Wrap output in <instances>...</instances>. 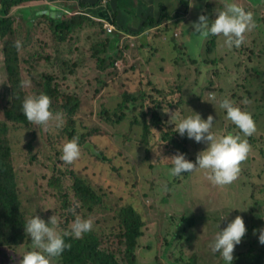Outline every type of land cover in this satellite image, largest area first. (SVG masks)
<instances>
[{
	"label": "rangeland",
	"instance_id": "rangeland-1",
	"mask_svg": "<svg viewBox=\"0 0 264 264\" xmlns=\"http://www.w3.org/2000/svg\"><path fill=\"white\" fill-rule=\"evenodd\" d=\"M169 2L171 5L166 6L168 10L160 15H172L168 11L175 7L173 5L176 2ZM44 3H37L38 11L33 7L28 14L21 13L23 9L19 10L17 7L12 9L10 15L16 17L12 30L16 33L8 34L4 40L0 39V86L7 92L2 53L6 40L13 44L17 40L21 42V46L16 47L21 70L25 79L31 82L29 71H34L37 78L42 74L49 76L48 74L58 71V63L51 64L48 56L57 57L63 51L65 57L69 58V65L65 67L66 77H62L64 75L61 73L52 75L55 77L52 88L57 90V96L53 98L55 107L62 108L69 96L77 98L80 107L72 117L77 129L86 134L88 128L92 127L93 133L88 138L89 146L112 162L109 166L107 162L96 159L85 151L82 162L75 167L100 198L92 212L81 209L76 214L93 219L92 231L99 238L100 248L121 260L124 244L117 236V215L121 208L131 205L140 213L144 222V235L139 239L136 251L138 264H186L192 259L197 264H225L218 252H211L209 241L218 231L216 225L219 221L218 228L222 229L237 215L242 216L247 231L240 243L235 245L233 259L252 246L263 250L264 244L258 242V230L264 227V24L254 19L256 14H253L255 27L245 33L247 38L239 47L229 49L223 46L224 37L217 35L218 43L208 42L205 48L213 35L202 38L189 29L184 30L180 37L179 24L171 22L165 29L162 23L167 18H163L159 25L151 27L153 31L143 36L127 40L122 38L127 56L123 63L119 61L116 71L101 72L97 69L95 60L88 59L81 69H76V66L73 68L75 73L70 74L72 61L80 62L82 54L91 57V47L106 35L101 34L97 27H87L76 32L69 42L55 41L45 18L39 16L43 10L49 11L46 8L48 5L45 6ZM56 4L59 3L49 5L52 9L59 8ZM70 4L72 5H68L67 12L59 9L67 13L66 16L77 13L75 3ZM32 5L36 4L26 6ZM240 6L250 11L247 3ZM179 7L180 9L176 5V11L180 10L182 13L186 10L183 2ZM199 15L197 10L192 21H196ZM128 17L126 12L123 19ZM160 32L163 37L171 40L172 49L161 44L162 39L158 38ZM116 35L119 36L118 33ZM126 42L129 47H126ZM154 45L159 47L157 55L155 49L150 48ZM208 48L211 49L210 55L221 57L222 60L216 64H204V51ZM181 53L198 59V63L193 64L190 60L177 63L174 59ZM26 64H31L33 70H28ZM152 66L169 76L181 73L184 86L182 103L179 110L174 112L177 118L191 114L192 110L199 112L202 118L211 114L215 133H235L239 130L217 102L223 97L230 98L254 117L255 131L246 137L251 149L246 159L240 162V172L233 182L223 186L214 185L208 181L204 170L185 172L179 177H173L168 169L169 157L174 154L167 150L166 145L163 147L161 134L157 135L156 140H152L153 147L148 152L147 147L140 142L139 126H135L131 134H127L131 112L127 120L117 125H110L99 118L101 109H114L122 101L124 93H138L140 88H150L141 83L140 79L147 76L145 69ZM26 88L29 94L35 93L33 83ZM244 99L248 103H242ZM6 101L7 97L4 95L2 105L0 104V121L4 119ZM55 107L51 106V110L55 111ZM131 107L137 109V105ZM165 111L167 110L160 111L162 121L173 130L174 124L168 123L172 111ZM63 118V126L58 129L48 131L41 127L38 129L36 125L32 131L35 134L32 147L28 146L32 136L25 128L14 127L11 137L15 169L19 187L22 188L21 197L26 214L29 217L38 215L47 221L46 218L54 213L59 219V229L66 231L73 220L68 212L77 210L79 203L73 194L69 193L67 198L63 195L66 188L71 191L72 184L68 173L72 169V163H65L61 159L62 145L68 140V119L65 116ZM185 142L190 148L187 157L193 161L198 151L206 147V144L188 137ZM65 201L68 206L61 207ZM183 218H194V226L189 228ZM183 228H188V241L179 240ZM254 229L257 230L255 233ZM30 247L31 243L0 247V264H19L24 251ZM51 264H59L58 259L53 258Z\"/></svg>",
	"mask_w": 264,
	"mask_h": 264
},
{
	"label": "trees",
	"instance_id": "trees-1",
	"mask_svg": "<svg viewBox=\"0 0 264 264\" xmlns=\"http://www.w3.org/2000/svg\"><path fill=\"white\" fill-rule=\"evenodd\" d=\"M77 1L80 5L79 7L81 9L85 8L86 12L84 10L77 11L74 15L69 14V16H66L67 13H63L59 9L50 8L49 11H45L40 15L42 19L45 18L54 40L58 42H69L76 32L82 31L87 27H97L102 32L101 34L106 35L103 40L91 47V57L82 54V56L80 55V62L72 61L73 67L69 73L74 74L73 68L76 66V69H81L84 62L88 59H94L97 69L101 72L107 70L116 71L118 68L117 62L122 61L123 63L126 60L124 57L127 56L126 48L122 43L123 39L116 33L120 35L125 32L118 23L122 21V15L130 3L126 2L128 0H118L114 4H108L101 8V1L92 4L85 3L84 0ZM39 2H45V0H0V39L4 40L8 34L16 33L15 30H12L16 17L10 15L14 7L37 4ZM182 2L184 3L185 1ZM162 9V12L167 11L165 7H162ZM163 18H172V16L164 13L159 15L157 19L148 16L143 21V28L139 33L159 25ZM107 24L112 25L115 28V32L109 34L106 30ZM33 26L34 23H32ZM139 33L130 32V34L134 35H140ZM211 41L217 44V35L207 41L205 48H207L208 42ZM126 47H129L128 43H126ZM150 48L158 50L159 47L150 46ZM2 53L4 54V68L7 77V92L0 86V104L2 105L4 95L7 97V101L3 113L4 119L0 121V247H14L21 244H30L31 242L30 237L24 231L23 223L29 216L26 214L27 210L22 202V188L19 187L17 179L11 131L14 127H22L29 131L32 137L28 146L32 147L35 141V134L32 131L37 126L28 121L20 109L22 99L29 92L20 83L25 77L21 70L20 58L15 44L6 40ZM210 53L211 49L209 48L206 52L204 51V64L206 62L216 64L222 60L221 57L210 55ZM47 58L53 65L58 63L57 72L50 73L48 74L49 76L42 74L40 78H37V74L34 71H29L28 73L31 76V83L34 85L35 93L43 92L50 97L51 109V106H56L53 98L57 96V90L52 88V83L55 81V77H52V75L61 73L64 75L62 77H66L67 71L65 67L69 65V58L65 57L63 51L57 57L48 56ZM174 60L177 63L190 60L193 64H197L199 61L182 53L177 55ZM26 65H28V70H33L30 66L31 64ZM153 67L155 66L146 68L147 76L140 79L141 83L150 86V88H140L141 90L138 93H124L122 101L118 102L114 109L103 107L98 116L110 125H117L127 120L131 112L132 116L129 118L130 126L127 134H131L134 127L139 126L141 129L140 142L147 147L148 152L150 151L149 148L153 147L152 140H156L157 135L161 134L163 147L166 145L168 147L167 150H170L171 154H175L179 150L185 153L188 159L190 158L187 157L190 154V148L185 142L186 136H180L175 131L170 130L162 121L160 115L161 110L172 112L179 110V106L182 103V87L184 86L181 73L169 76L165 75L166 73L159 72L157 69H153ZM133 105H137V109L132 108L131 106ZM79 107L80 101L72 96L68 97V101L63 104L62 108L55 107V111L62 112L63 116L68 119L66 123L68 140L76 136L79 138L81 145V156L72 162V169L68 172L72 181L71 191L66 188V192L63 193L65 198L68 197L69 193L73 194L76 202L79 203L77 210L68 212L72 219L81 209L92 212L93 206L95 207L96 203L100 202V198L92 191V187L78 174V169L75 168L82 162L84 152L87 151L96 159L107 162L109 166L112 164L111 160L103 157L94 147L89 146L88 138L93 133V128H88L89 131L86 134L79 132L77 129L72 117ZM252 118L255 121L253 116ZM38 129H40V126H38ZM67 206L68 202L65 201L61 207L65 208ZM117 221V230L119 231L117 236L123 240L124 244L121 260L114 254L100 248L99 238L92 230L79 239H75L71 235L65 236V239L70 243V247L66 248L59 257L55 258L58 259L59 264H138L136 251L139 239L144 235L143 218L133 206L129 205L120 209ZM183 221H186L189 228H192L195 224L194 218H183ZM179 238V240H189L188 228L182 229ZM186 264L197 263L196 260L192 259L187 261ZM232 264H264V249L261 250L252 246L245 253L235 257Z\"/></svg>",
	"mask_w": 264,
	"mask_h": 264
},
{
	"label": "clouds",
	"instance_id": "clouds-1",
	"mask_svg": "<svg viewBox=\"0 0 264 264\" xmlns=\"http://www.w3.org/2000/svg\"><path fill=\"white\" fill-rule=\"evenodd\" d=\"M215 13L213 19H209L205 14H200L196 21L191 22L192 32L202 38L221 35L224 37L223 46L231 49L239 47L244 42V34L255 27L253 14L237 4L235 0H225L223 8ZM121 34L124 35V33ZM132 36L141 35L128 33L121 37L127 40ZM15 46L19 48L21 42L17 40ZM20 83L21 86L28 87L31 81L24 79ZM217 102L219 107L225 110L226 117L239 131L217 134L213 131L214 118L211 114L202 118L199 112L192 110L191 114L177 118L174 115L175 111L172 112L168 123L174 124L173 130L195 142L206 144V147L198 151L194 161L187 159L185 153L177 150L174 155L169 157L168 171L171 176L179 177L185 172L204 170L208 181L218 186L230 184L238 176L240 162L246 159L251 149L246 137L255 131V123L250 112L242 109L230 98L223 97ZM241 102L248 103L247 99ZM20 109L28 121L44 130L50 131L63 126L62 112H54L50 109V97L43 92L24 96ZM80 156L81 145L78 137L73 136L63 143L61 159L65 163L70 164ZM219 222L216 225L218 231L209 241V248L213 253L218 252L225 264H232L234 247L240 243L247 229L240 215L228 221L222 229L218 228ZM23 224L25 233L30 237L31 247L25 250L22 256L20 255L19 264H51L53 258L59 257L66 248L70 247L65 236L71 235L73 238L79 239L90 232L94 226L91 217L75 215L69 229L61 231L58 227L59 219L54 213L48 217L47 221L33 214L27 217ZM256 231V229L253 230L254 233ZM258 232V242L264 244V227L259 228Z\"/></svg>",
	"mask_w": 264,
	"mask_h": 264
},
{
	"label": "crops",
	"instance_id": "crops-1",
	"mask_svg": "<svg viewBox=\"0 0 264 264\" xmlns=\"http://www.w3.org/2000/svg\"><path fill=\"white\" fill-rule=\"evenodd\" d=\"M85 3H96L98 1L100 2L101 8H103V6H107L108 4H114L116 2H118V0H84ZM170 0H164V3L162 0H128L126 2H129L130 5L126 7V10L124 11V14L122 15V17H124L125 13L128 12L129 17L127 19H123L120 23H118V25L123 28V30L125 32L124 35L120 34V36L124 37L126 36L128 33L132 32V33H139L142 30V24L143 21L147 19L148 16H151L153 18H157L160 13L163 11L162 7H165L167 9V5H171ZM176 2V4H174L173 6H175L174 8H172L170 11L172 15V18H167L163 23H162V27L167 29L169 24L171 22H176L179 24L180 26V37L181 35H183V31L186 30L188 31L189 29L192 30L191 27V22L192 20H194V16L197 10H199L200 14H205L209 17V19L215 17V11L220 10L223 8L224 2L225 0H185V2L183 3L184 6L186 7L185 12L183 11L180 14V10L176 11V5H178V8L180 9L179 5L180 3H182V0H174ZM59 3L56 5H59L60 7L63 8H55V9H61L62 11H66L69 10L67 9L68 5H72L70 3H75L74 6H77L78 8L76 9V11H85V8L81 9L79 6V3L77 0H70V1H66V0H45L44 5L46 6V4L48 6H46L47 9L51 8V3ZM133 2V4H132ZM235 2L237 4H242V3H247L249 5V10L252 14H256L254 18L255 20H259V22L264 24V0H235ZM211 4V7H210ZM29 5V4H28ZM43 6V7H45ZM35 7L36 11H38V7L39 4L36 5H32V6H26V5H20L17 8L23 9L20 12L24 14H28L29 11H31V9ZM54 7V6H53ZM25 9V10H24ZM29 10V11H28ZM133 10V11H132ZM168 10V9H167ZM248 10V9H245ZM45 10H43L42 12L39 13V16L44 13ZM67 12V11H66ZM110 14V13H109ZM108 14V15H109ZM153 31V29H147L145 31H143L142 33H139L141 36H143L145 33H149ZM147 36V35H146ZM133 37V36H132ZM162 39L161 44L168 46L169 48H173V43H171V40H169V38H165L163 37L162 32H160V34L158 35V38ZM179 37V38H180ZM244 42L245 39L247 38V35L244 34ZM243 42V43H244ZM171 43V46H170ZM217 43H218V39H217ZM157 47V45H154ZM156 55L157 53H159V48L158 50L155 49ZM234 56V54L232 55V57Z\"/></svg>",
	"mask_w": 264,
	"mask_h": 264
},
{
	"label": "built area",
	"instance_id": "built-area-1",
	"mask_svg": "<svg viewBox=\"0 0 264 264\" xmlns=\"http://www.w3.org/2000/svg\"><path fill=\"white\" fill-rule=\"evenodd\" d=\"M106 30H107V32L108 33H113V32H115V28L112 26V25H109V24H107V28H106ZM176 35V34H175ZM130 36V35H129ZM117 63H119V62H117Z\"/></svg>",
	"mask_w": 264,
	"mask_h": 264
}]
</instances>
